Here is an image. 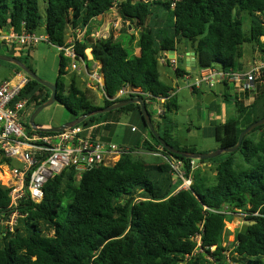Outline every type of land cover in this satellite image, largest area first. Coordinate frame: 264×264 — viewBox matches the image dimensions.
Segmentation results:
<instances>
[{
	"label": "trees",
	"instance_id": "16d2710c",
	"mask_svg": "<svg viewBox=\"0 0 264 264\" xmlns=\"http://www.w3.org/2000/svg\"><path fill=\"white\" fill-rule=\"evenodd\" d=\"M113 8V0H0V30L19 34L44 28L50 44L60 47L76 29L88 27ZM115 10L120 35L136 33L129 37L132 44L136 41L138 54L132 47L130 56L112 34L97 39L88 31L75 51L87 65L90 50V60L100 66L105 96L97 104L75 76L65 89L68 61L59 53L57 101L73 120L138 97L111 101L123 87L137 89L147 110L164 100L158 121L148 110L159 136L177 151L195 152L180 148L175 136L177 124L171 116L178 111L176 90L160 80L159 57L176 52L184 41L196 54L198 71H233L244 45L264 54V0H121ZM246 15L251 21L244 33ZM191 73L179 66L174 71L177 78ZM259 78L264 79V70ZM65 90L67 97L62 98ZM21 96H29L35 109L49 99L50 91L30 79ZM235 103V117L205 133L218 148L234 147L239 134L264 117V91L248 106ZM132 114L139 122L138 138L135 146L120 144L124 152L113 165L81 173L65 169L47 182L40 202L25 199L16 207L10 206L9 191L0 184V264H264V125L245 136L228 157L197 161L208 170L194 168L195 160L162 148L136 104L88 117L79 126L92 128L90 135L98 137ZM255 133L260 135L250 139ZM140 145L149 151L161 148L167 161L149 164L135 158L133 149ZM236 152L242 154L244 165H235ZM171 159L182 162L183 177L192 180L188 189H179V178L174 182ZM12 213L17 218L9 232L3 222ZM231 214L242 215L247 223L236 231L233 242L224 244L226 216ZM197 234L200 251L194 241Z\"/></svg>",
	"mask_w": 264,
	"mask_h": 264
},
{
	"label": "built area",
	"instance_id": "2783aa9c",
	"mask_svg": "<svg viewBox=\"0 0 264 264\" xmlns=\"http://www.w3.org/2000/svg\"><path fill=\"white\" fill-rule=\"evenodd\" d=\"M121 0H113L114 10ZM111 10V11H112ZM89 27V26H88ZM88 27L78 28L73 34L67 36L66 43L57 47L59 53L68 61L66 71L76 70L81 64L85 75L94 84V88L100 92L101 98L105 96L103 90V78L99 65H95L93 71H89L86 62L76 53V44L83 43L90 30ZM90 37L94 35L90 33ZM0 42L10 55L15 56L19 47H34L40 43H47L49 39L46 34L37 35L34 32L22 30L21 33H14L12 30H0ZM52 46V45H51ZM56 47V46H54ZM87 52V51H86ZM173 57L169 53L159 57V63L171 67L174 71L179 66L176 52ZM87 55V54H86ZM9 56V55H8ZM264 70V62L254 64L250 70L242 74L231 71L223 73L216 68H205L197 70V77L190 82L191 77L182 75L186 87L193 91L203 85L211 87L216 80L227 79L239 82L246 80V89H250L260 72ZM31 78L24 72H14L0 82V184L8 189L10 206L16 207L22 200L29 199L38 203L43 199L44 187L48 181L60 175L65 169H72L75 172H87L98 166H111L117 162L124 149L121 145L113 142H103L99 137L91 136L92 128L85 130L76 125L67 127L59 133L43 132L32 129L28 124L34 102L29 96H21ZM130 96H142L137 89L129 87L121 88L116 95L110 99L116 101ZM164 100L160 99V104ZM146 103V102H145ZM155 105V104H150ZM156 117L162 114V107H155ZM44 127V126H42ZM131 132H137L136 127H131ZM264 135V127L261 130ZM161 151V148H157ZM163 157V156H162ZM167 161V158L163 157ZM17 163L18 166H14ZM172 174L178 177L181 186L191 185V179H185L181 171L182 162L176 159L168 160ZM230 214V212H228ZM17 213H12L4 226L12 232L16 224ZM196 250H201L200 235L194 237ZM214 248H212L213 250Z\"/></svg>",
	"mask_w": 264,
	"mask_h": 264
},
{
	"label": "rangeland",
	"instance_id": "374dc122",
	"mask_svg": "<svg viewBox=\"0 0 264 264\" xmlns=\"http://www.w3.org/2000/svg\"><path fill=\"white\" fill-rule=\"evenodd\" d=\"M43 5V2H41V9L44 19L45 11L43 10ZM163 14L167 19H170L171 15L167 11H164ZM100 21L102 23H100ZM250 21V17L246 15L244 24L242 26V30L244 33L248 32ZM88 28H90L89 32L92 33L94 35V38L97 39L107 38L110 34H112L115 37V40L121 43L124 48H126L130 56L133 55L132 47L134 50L137 47L136 41H134L132 44V41L129 37L131 32L128 34V36L123 34L120 35L121 22L120 18L114 10L104 15L103 20L99 19V17L92 19ZM34 33L37 35L46 34L44 28H39L34 31ZM132 34L136 35V33L133 31ZM187 50H190L189 44L187 42L182 41L176 48L178 60L180 58V55L183 54L182 52H185ZM87 54H90V50L87 52ZM0 55H10V52L8 53L6 51V49L2 46L1 42ZM253 56L254 55L251 52L250 45H244L243 56L241 61L246 62L247 60H249L253 64ZM12 57L20 58V62L23 63L33 74H35L42 81L50 84H56L59 68V50L57 47L51 46L47 43H40L30 48L19 47L18 53ZM87 65L88 70L93 71L95 69L96 63L89 59ZM179 66L183 68L182 65ZM158 67L160 73V80L166 85L171 86L173 89L176 90L178 111L177 114L172 115L171 117L173 120H175L177 124L175 136L179 142L180 148L186 150L193 149L196 153L202 154L213 153L217 151V143L211 136H206L205 133L208 131L207 128H209L210 126L209 115L213 116V119L215 120L219 118V116L212 115L211 113L214 111L212 109L210 110L209 108V103L211 101H215L214 104L217 106L222 105V98L220 97L219 86H215V84H213V87L209 89L207 87H203L205 86L203 85V89L201 92L193 94L186 87V82L184 79L175 77L174 70L171 67L163 66L161 63H159ZM17 68L19 67L14 64L8 62H0V82H2L8 76L12 75ZM71 76H75L78 86L82 90H84L87 95L94 96L95 100L98 102L97 104H101L102 98L100 92H98V90L94 88V84L91 83V80L85 75L81 64L77 66L76 70L70 69L67 74L63 77L62 82L65 85V89L67 88ZM190 76V82H193L197 77V74L191 73ZM230 93L232 94V89H230ZM66 97L67 93L65 90L62 93V98ZM148 110L151 113L154 111V114L152 113L153 119L158 121L156 117V110L153 108V105H149ZM70 120L71 115L68 113L65 106L62 105L60 101H56L50 106L43 109L35 118L34 123L35 125L40 127H56ZM121 121L123 123H128V116L125 115L124 117H122ZM135 123H137V125L139 126V122ZM216 123L218 125L219 121H217ZM204 128H206V130H204ZM125 135L128 137L132 135L130 133L129 128H126L123 125H118L117 134L115 135L113 141L121 144L124 141ZM258 135H260V133H255L250 135L249 138L256 139ZM155 150L156 151L144 150L140 145L133 149V156L149 164H160L165 162L164 158L161 155V151L157 148ZM228 156V153H222L219 157L216 158V160L220 161L221 159ZM232 158L234 159L236 166L244 165V160L240 152H236L232 156ZM197 163V160H195L194 168L202 167L205 170L209 169L208 167H205L204 165H198ZM14 166H18V164L14 163ZM177 178V176L173 177L174 182H177ZM183 187L187 186L182 185L181 188ZM235 216L238 220L234 224H225V232L223 236L224 244L227 242H233L234 238L232 237L231 230H233L235 226H238V229L241 230L243 224L245 223L244 217L242 215ZM233 218V216L228 215L226 216V221L233 222Z\"/></svg>",
	"mask_w": 264,
	"mask_h": 264
},
{
	"label": "crops",
	"instance_id": "0c3cea01",
	"mask_svg": "<svg viewBox=\"0 0 264 264\" xmlns=\"http://www.w3.org/2000/svg\"><path fill=\"white\" fill-rule=\"evenodd\" d=\"M99 19L103 20V16L99 17ZM100 23H102V22L100 21ZM130 34H132V31H131ZM250 47H251V52L254 55L253 59H252L253 60L252 61L253 64L249 60H247L246 62H243V61H241V59H242L241 58L240 61L237 64V66L234 68V70H233L234 72L238 71V72H241L242 74H245V73H247L250 70V68L254 64H260V63L264 62V54L260 53L257 49H253L251 45H250ZM87 52H86V54H87ZM187 52H190V50L182 52L183 54L180 55V58H179L178 61H179V65H180L181 62H183V65H182L183 68H181L180 66L179 67L181 69H183L185 72L187 70H190L192 73H195L198 70L197 59H196V66H195L196 69H195V71H192V68H193L192 66H189V65L186 66L184 64L185 61L187 60V57H186V53ZM134 54H138V50L135 49ZM87 56H88V60L91 59V55L90 54L89 55L87 54ZM259 60H261V61H259ZM163 66H165V65H163ZM214 84H215V86L216 85L219 86L220 97L222 98V105L221 106L215 105L214 104L215 101H211L209 103L210 110L212 109L214 111L211 114L215 115V116H219V118L217 120H215V119H213V116L209 115V117H210V126H212L214 124H217L216 123L217 121H219V123H218L219 125L223 124L229 118L235 117V115L237 113V105H236L235 101H240V102L243 103L244 106H248V105L252 104L254 102V100L261 93H263V91H264V79H260L259 77H257L255 79V81L253 82V84L250 85V89H246L245 88V86L247 84L245 79H241L239 82H234V81H230V80H227V79L216 80ZM203 87H207V88L210 89V88L213 87V85L211 87H209V86H203ZM203 87L195 89V91L194 92L191 91V93H193V94L199 93V92L202 91ZM230 89H232V94L230 93ZM156 106L157 107H161V104L157 103V104H155L153 106V108L155 109ZM128 118H129V122L128 123H125V122L123 123L122 121H120L118 123L112 124L110 130L103 131V132L100 133V135L98 136L99 139H101L103 142H106V143H109V142L116 143L113 140H114L115 135L117 134L118 125H123L124 127L129 128V130L131 129V127L138 128L137 127V123H135V122H138V121H137V118L134 116V114L129 115ZM204 129H206V128H204ZM130 133L132 134L130 137H128L126 135L124 136V141L123 142H125L128 145L131 144V145L135 146L134 143L136 142V139L138 138L137 137L138 134L136 135L135 132H131V130H130ZM141 136L143 138H147L145 134H141ZM116 144L119 145L120 143H116ZM230 216L234 217L233 218V222H226V224H234L238 220L236 216H234L232 214ZM237 230H239L238 226H235L234 229L231 230L233 238L235 237V233H236ZM233 241H234V239H233Z\"/></svg>",
	"mask_w": 264,
	"mask_h": 264
},
{
	"label": "water",
	"instance_id": "95a60500",
	"mask_svg": "<svg viewBox=\"0 0 264 264\" xmlns=\"http://www.w3.org/2000/svg\"><path fill=\"white\" fill-rule=\"evenodd\" d=\"M174 52L171 51L169 52V57H173ZM186 57L187 60L185 61V65L186 66H192V71H195L196 69V54L191 51V52H187L186 53ZM0 62H8L11 64H14L16 66H18L22 72L26 73L32 80H34L35 82L41 84L42 86H44L46 89H48L50 91V97L49 99L43 103L42 105L38 106L37 108H35L33 110V112L31 113L29 119H28V124L29 126L36 130V131H43V132H54V133H59L61 131H63L65 128L67 127H73L76 125L81 124L86 118L94 116V115H98V114H102V113H107L113 110H117L119 108H122L124 106H127L129 104H136L139 106L143 120L145 122V125L147 126V128L149 129V131L151 132V134L153 135L154 138H156L157 142L160 144V146L162 148H164L167 152L180 156L182 158H187V159H192V160H197V161H202V160H210V159H214L218 156H220L222 153H232L235 152L241 145L243 139L245 138V136H247L249 133H251L255 128L264 125V117L257 120L256 122L250 124L247 128H245L238 136V141L237 144L229 149H222V148H218L217 151L213 152V153H207V154H202V153H196V152H186V151H177L175 149H173L169 144H167L157 133L156 129L154 128L149 112L146 108V103L143 100V98L141 96L138 97H133V98H129L125 101L119 102L117 104H114L112 106L109 107H105L99 110H95V111H91L86 113L85 115L77 118V119H73L70 120L60 126H56V127H49V126H44V127H40L35 125L34 120L37 117V115L46 107L50 106L52 103L57 101V87L56 84H50V83H46L44 81H42L41 79H39L35 74H33L23 63H21L19 60H17V58L15 57H11V56H6V55H0ZM180 65H183V62L180 63ZM100 67V66H99ZM190 70H187L186 73H190ZM245 223H247V221H244Z\"/></svg>",
	"mask_w": 264,
	"mask_h": 264
}]
</instances>
